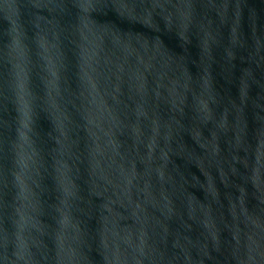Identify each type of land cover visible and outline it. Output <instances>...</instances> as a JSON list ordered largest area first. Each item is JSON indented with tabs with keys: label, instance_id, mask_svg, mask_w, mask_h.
<instances>
[{
	"label": "water",
	"instance_id": "1",
	"mask_svg": "<svg viewBox=\"0 0 264 264\" xmlns=\"http://www.w3.org/2000/svg\"><path fill=\"white\" fill-rule=\"evenodd\" d=\"M0 264H264V0H0Z\"/></svg>",
	"mask_w": 264,
	"mask_h": 264
},
{
	"label": "snow or ice",
	"instance_id": "2",
	"mask_svg": "<svg viewBox=\"0 0 264 264\" xmlns=\"http://www.w3.org/2000/svg\"><path fill=\"white\" fill-rule=\"evenodd\" d=\"M83 2H84V3H88V2H89V0H83Z\"/></svg>",
	"mask_w": 264,
	"mask_h": 264
}]
</instances>
